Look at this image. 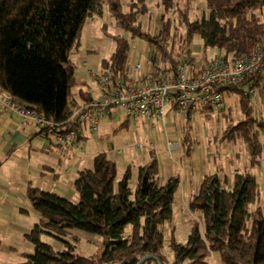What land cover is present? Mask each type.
<instances>
[{
	"label": "trees",
	"instance_id": "obj_1",
	"mask_svg": "<svg viewBox=\"0 0 264 264\" xmlns=\"http://www.w3.org/2000/svg\"><path fill=\"white\" fill-rule=\"evenodd\" d=\"M128 1V11L123 12L119 0H0V92L25 109L41 113L59 131L71 129L69 99L77 82L70 55L79 46L86 21L101 16L105 4L119 29L147 44L163 72H175L181 60L168 43L171 20L166 16L172 9L186 22V49L191 38L198 36L204 53L214 49L219 57L233 60L250 56L264 37V0H206L208 17L194 22H187L184 11L174 9V0H162L161 30L156 36L142 30L139 23L147 14L146 0ZM101 30L115 43V49L100 60V72L109 70L112 80L138 82L127 76L128 40L108 33L106 25ZM186 49L182 55L190 53ZM155 76L150 71L141 81ZM243 86L227 91L239 94L243 119L228 123L220 141L240 140L249 166L254 168L260 165L264 151V118L258 115L254 101L244 95ZM89 96L81 92L84 104L91 101ZM181 143L184 156L190 157L194 144L187 137ZM159 167L158 156L151 151L149 160L137 168L136 187L130 188L132 167L128 166L115 188L116 162L105 153L97 154L92 167L78 171L73 181L76 204L29 186V204L42 221L25 235L33 252L23 253L18 264H137L145 257L143 264H167L161 226L173 216L180 176L161 183ZM226 179L218 174L203 175L187 206L191 213L201 214L203 225L192 223L185 244L171 233L172 264H208L212 253L218 254V264H264V205L249 209L259 201L261 185L246 171L233 172L231 189ZM128 226L131 234L124 238ZM72 229L106 239L98 258L76 256L70 245L69 250L57 252L41 241L42 234L58 238Z\"/></svg>",
	"mask_w": 264,
	"mask_h": 264
},
{
	"label": "crops",
	"instance_id": "obj_2",
	"mask_svg": "<svg viewBox=\"0 0 264 264\" xmlns=\"http://www.w3.org/2000/svg\"><path fill=\"white\" fill-rule=\"evenodd\" d=\"M96 34L97 32L94 37L92 35L86 36L84 40L86 42L85 54L79 48L75 49L74 54L79 55L81 52L82 55L80 54L81 59L76 60V63H74L76 65L75 79L77 82L74 88L77 89V97H73L71 92L69 104L74 103L82 106L84 103L80 97L81 92L90 94L89 98L91 100L100 97V91L93 78L94 73L100 72L101 60L97 52V47L100 46L101 42L98 39L100 38L99 35ZM188 50L196 58L205 56L194 46L190 45ZM149 58L144 57L142 76H145L151 70L148 65ZM135 63L141 64L137 54L131 51L128 54L129 70L127 72L130 80L141 78L138 73H132V67ZM14 103L23 107L17 102ZM175 118L173 112H168L163 121L158 123L154 129H150L145 120L134 119L138 124L147 126L153 131L154 136L158 130L156 136L160 135L161 137L165 149L159 143L156 144L155 148L150 144L152 149L147 152L146 158H143L140 163L142 165L149 160L151 151L155 153L158 151L160 153L158 160L161 183H165L171 176H176L173 175V163L182 166L179 142L175 138L176 136L165 128L167 127V120L171 121ZM129 119L132 118H128L123 110L114 109L110 116L100 121L94 134L87 129L83 131L80 144L81 150L75 151L73 149H60L53 143L39 137L34 120L24 121L20 114L10 109L0 108V243L11 255L6 264H18L22 260L21 255L23 253L33 252V246L26 240L25 235L30 232L34 225L40 224L42 221L41 216L29 204L27 188L31 186L70 200V196L74 195L72 184L77 172L91 168L93 158L97 154L105 153L108 159L115 161L116 164L117 161L121 160L124 170L131 166L128 163L131 155L127 149V144H124L123 141V143L117 145L115 138L127 139L126 134L122 133L121 129L129 130L132 127ZM124 123L125 126L122 127ZM131 133L133 132L131 131ZM90 135L94 136L95 140L88 143L87 139ZM133 142L134 138L131 140V145H133ZM168 143H175L177 150L170 151ZM114 146H117L118 150ZM202 155L203 157H200L201 155L196 151L190 157H185L188 161L187 171L184 173V177L180 176L179 187H181V195L186 198L184 200H186L187 205L190 196L197 190L203 175H205L201 172L194 173V170L199 168L201 162L206 159L204 154ZM161 157H164L166 161H162ZM219 158L221 157L217 156L215 160L218 161ZM247 161V158L243 156L242 160L231 168V176L235 170L241 171V166L246 168ZM138 166L133 168L136 172ZM135 176L136 174L133 175L132 173L131 182ZM1 247L2 245H0ZM167 261V264H172V260L167 259Z\"/></svg>",
	"mask_w": 264,
	"mask_h": 264
},
{
	"label": "rangeland",
	"instance_id": "obj_3",
	"mask_svg": "<svg viewBox=\"0 0 264 264\" xmlns=\"http://www.w3.org/2000/svg\"><path fill=\"white\" fill-rule=\"evenodd\" d=\"M121 3L122 11H128V0H119ZM174 9L184 11L186 15L187 22H194L200 20L203 17H208L209 11L206 6V0H174ZM146 6L148 8L147 14L141 16L139 23L142 30L148 32L150 35L156 36L161 30V16L163 14L162 0H146ZM171 20L170 28V39L168 41L170 47L175 48V54H179L178 58L183 59L182 50L186 49V44L188 40V32L186 22L181 21V16L179 12H171L166 16ZM107 26L108 33L112 35H121L126 38L130 45V51L137 54L141 65H143L144 57H151L152 51L147 48V44L142 42L138 38H132L131 35L121 29H119L114 19L109 15L106 4L103 6V13L101 16H95L93 19H88L83 26L81 41L79 42V48L83 53L86 48V42L84 41L87 35L95 36V33L99 35L100 46L97 47L98 55L101 59L107 58L115 49V43L108 38L101 30L102 26ZM96 34V35H97ZM191 46L198 48L201 53L202 43L198 36H193L191 38ZM146 50V51H145ZM188 48L186 49V51ZM75 49L71 52L70 59L73 63L76 60H80V54H74ZM85 54V53H84ZM82 55V54H81ZM204 55L206 58H212L215 56H220V54L214 49H208L205 51ZM93 88V86H92ZM76 88L71 90L72 96L77 97ZM226 111L220 113L217 109L212 110H198L192 113L189 119L177 118L171 121L167 120L166 129L173 133L177 141L179 142V147L181 148L182 155V166H178L177 163L172 164L173 175H179L184 177V173L187 171L188 161L185 159L182 149L181 139L183 137L189 138L193 145V153L197 151L200 157L202 154L206 157L204 161L201 162L199 168L194 170V173L201 172L204 174H218L220 177H226V186L228 189L232 188V176L231 168L237 165L239 161L245 156L248 160L247 151L245 145L240 140L235 141V143L221 142L220 138L222 136L223 130L226 128L227 124L230 122L237 123L243 119L241 111L238 105L239 94L237 92L225 93ZM79 99V98H78ZM254 105L257 109L259 116L264 118V103H260L257 100L254 101ZM131 121V128L129 130L121 129V132L126 134L127 139L121 140L120 137L116 138L117 145L125 142L127 144V149L130 152L131 159L130 163L132 167V173L135 175L136 171L134 167L140 165L143 158H146L147 152H149L152 144L155 148L156 144L159 143L163 149H165L161 137L153 135L147 126L138 124L134 119H129ZM131 131L133 133H131ZM132 134V136H131ZM134 138L133 145H131V140ZM95 140V137L90 135L87 142ZM264 143V140H262ZM183 142V140H182ZM174 147H175V143ZM117 148V146H114ZM175 150H177L175 148ZM156 151V150H155ZM158 159L160 153L156 151ZM135 155L136 157H134ZM220 156L221 158L215 160V157ZM162 161L166 159L161 157ZM170 164V163H168ZM92 167V166H91ZM117 179L115 180V188L119 179L123 176L125 170L123 169V164L117 161ZM241 171H246L252 175H255L257 181L261 185L260 198L257 203L250 206V211L255 210L258 206L262 207L264 205V151L261 156V162L259 166L254 168L249 166L247 161V167L241 166ZM137 184L136 176L130 182V188L134 189ZM182 186V185H181ZM72 196H70V201L72 203L78 202V195L73 191ZM184 196L181 195V187L176 191L174 195L173 203V216L169 222H165L162 226V232L164 235L163 253L168 260H172V253L169 249V240L171 233L174 234L176 240L182 244L187 241L188 234L190 232L192 223L197 221L200 226L203 225L202 217L199 212L191 213L186 207L187 203L184 200ZM184 203V204H183ZM186 204V205H185ZM188 206V205H187ZM131 234V226H128L124 231V238H128ZM41 241L49 244L55 251L63 252L69 250V245L73 247L72 253L76 256L86 257L91 259H96L99 257L103 245L106 239L100 235H94L81 231L78 229L69 230L68 234L61 237H54L49 234H42ZM2 247L0 248V264H6L9 261L10 253L4 249V245L0 243ZM22 261V260H21ZM208 264H218L219 256L217 253H212L208 258Z\"/></svg>",
	"mask_w": 264,
	"mask_h": 264
},
{
	"label": "built area",
	"instance_id": "obj_4",
	"mask_svg": "<svg viewBox=\"0 0 264 264\" xmlns=\"http://www.w3.org/2000/svg\"><path fill=\"white\" fill-rule=\"evenodd\" d=\"M157 64L152 55L148 65L156 76L141 81L142 65L135 63L132 73L141 77L136 83L112 80L109 70L94 73L100 97L82 106L69 104L73 125L66 131L56 129L41 113L17 106L3 92L0 108L20 114L24 121L34 120L39 137L56 147L80 151L83 131L94 134L100 121L110 116L113 109L123 110L128 118L143 119L154 129L168 112H173L175 119L205 107L225 112V93L241 85L249 100L264 103V37L250 56L226 60L219 56L196 58L189 53L179 61L175 72H163ZM167 145L170 151L177 149L172 143Z\"/></svg>",
	"mask_w": 264,
	"mask_h": 264
},
{
	"label": "water",
	"instance_id": "obj_5",
	"mask_svg": "<svg viewBox=\"0 0 264 264\" xmlns=\"http://www.w3.org/2000/svg\"><path fill=\"white\" fill-rule=\"evenodd\" d=\"M148 257L141 259L137 264H143ZM159 264V263H158Z\"/></svg>",
	"mask_w": 264,
	"mask_h": 264
}]
</instances>
